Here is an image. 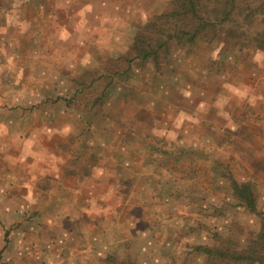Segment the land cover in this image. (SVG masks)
<instances>
[{"label": "rangeland", "instance_id": "1", "mask_svg": "<svg viewBox=\"0 0 264 264\" xmlns=\"http://www.w3.org/2000/svg\"><path fill=\"white\" fill-rule=\"evenodd\" d=\"M178 3L0 0V264H264V0Z\"/></svg>", "mask_w": 264, "mask_h": 264}, {"label": "trees", "instance_id": "2", "mask_svg": "<svg viewBox=\"0 0 264 264\" xmlns=\"http://www.w3.org/2000/svg\"><path fill=\"white\" fill-rule=\"evenodd\" d=\"M209 1L214 2L215 6L212 10L207 11L206 8L209 7ZM248 6H251L250 0H179L172 15L177 16V23L181 22L183 28L180 29H184V32L181 34L172 33V35L179 39H183V37L189 33L191 34L189 35V38L195 40L196 36L207 26L208 23L216 24L217 21L230 20L234 10L241 8V10L244 11V8ZM185 28H189L188 30L190 31L185 30ZM153 52L155 51H146L144 53V58L153 55ZM232 187L238 197L242 199L249 209L253 211L257 209L256 201L249 183L232 181ZM262 245H264V233L261 237L257 238L249 248L243 250L236 248L233 246L232 242L223 239L222 236L217 238V243L214 246L200 245L199 248L208 254L216 255L222 259H234L237 261L249 260L254 262L261 260L259 253ZM118 264L126 263L119 262Z\"/></svg>", "mask_w": 264, "mask_h": 264}, {"label": "clouds", "instance_id": "3", "mask_svg": "<svg viewBox=\"0 0 264 264\" xmlns=\"http://www.w3.org/2000/svg\"><path fill=\"white\" fill-rule=\"evenodd\" d=\"M257 59H259V55L257 56Z\"/></svg>", "mask_w": 264, "mask_h": 264}]
</instances>
